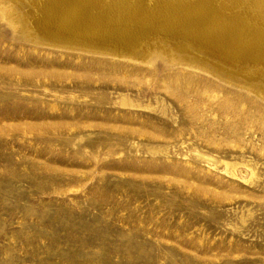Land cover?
Instances as JSON below:
<instances>
[{
	"label": "rangeland",
	"instance_id": "374dc122",
	"mask_svg": "<svg viewBox=\"0 0 264 264\" xmlns=\"http://www.w3.org/2000/svg\"><path fill=\"white\" fill-rule=\"evenodd\" d=\"M40 1L10 6L46 43ZM142 4L264 39V0ZM141 37L136 59L113 58L22 39L0 15V264H264V40L238 58Z\"/></svg>",
	"mask_w": 264,
	"mask_h": 264
},
{
	"label": "bare ground",
	"instance_id": "6f19581e",
	"mask_svg": "<svg viewBox=\"0 0 264 264\" xmlns=\"http://www.w3.org/2000/svg\"><path fill=\"white\" fill-rule=\"evenodd\" d=\"M10 1L0 0V15L5 19L8 27L22 39L27 37L31 42L45 46L71 49V51L84 50L85 52L79 51L83 53L91 51L89 54L113 58L130 56L129 58L134 59L132 54H128L135 44L134 41L137 42V39H140L142 35L144 36V33L152 30H160L163 33L198 41L202 45L204 44L208 50L219 52L225 57L248 56L245 54L247 50H243V47L256 49L261 46V40H264L261 39L262 37L246 40L239 36L241 39L232 43L230 38L235 40L231 36L232 30L228 31V27L231 25L226 27V24H221V21L220 23L214 21L204 25L202 14L186 4L178 9L182 14L181 16L174 15L177 13L175 12L168 15L167 13L163 14L161 17L158 13L156 15L155 11L150 15V10L142 4L144 0H108L111 10H108L105 4L99 3L98 0H42L39 6L40 16L33 23L36 32L33 31L44 36L48 41L46 43L37 42L31 33L32 30L30 29V31L26 27L25 22L10 6ZM96 3L100 5H96ZM200 3L210 6L212 0H200ZM228 21L230 20L227 19L225 22ZM237 28L239 31L242 30L241 26H237ZM243 31L248 34L246 29ZM90 44H94L97 49L87 46ZM106 47H110L112 50L103 49ZM255 52L257 53L255 58L264 61V50ZM146 59L148 57L143 56L139 61L144 63ZM121 105L131 106L125 101H122ZM198 157L214 165L224 166L226 173L232 176H234V170L239 165L226 160L214 161L201 155ZM251 176H253L252 172Z\"/></svg>",
	"mask_w": 264,
	"mask_h": 264
}]
</instances>
